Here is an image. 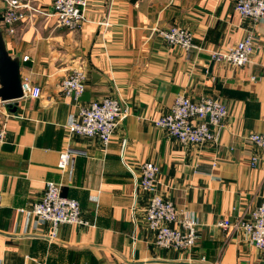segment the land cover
Returning a JSON list of instances; mask_svg holds the SVG:
<instances>
[{"label":"crops","instance_id":"obj_1","mask_svg":"<svg viewBox=\"0 0 264 264\" xmlns=\"http://www.w3.org/2000/svg\"><path fill=\"white\" fill-rule=\"evenodd\" d=\"M22 1L52 11L51 0ZM234 2L88 0L75 29L39 14L9 34L0 0L7 50L20 60L21 78L40 90L11 106L0 100V264H264V251L233 225L264 202V153L247 139L264 132V16L242 17ZM173 25L191 31L196 47L167 43L158 30ZM247 34L255 48L245 65L211 59V51ZM74 70L85 75L77 100L60 87ZM177 94H212L224 102L228 116L214 142L183 145L154 124ZM106 96L129 111L111 140L103 145L74 133L66 141L70 115ZM66 146L72 162L60 169ZM146 161L158 166L156 191L200 223L191 253L154 244L144 213L149 193L138 184ZM47 180L61 183V195L79 202L87 222L61 225L55 239L48 224L18 211L38 198Z\"/></svg>","mask_w":264,"mask_h":264},{"label":"built area","instance_id":"obj_2","mask_svg":"<svg viewBox=\"0 0 264 264\" xmlns=\"http://www.w3.org/2000/svg\"><path fill=\"white\" fill-rule=\"evenodd\" d=\"M4 3L2 22L9 34L15 32V24L20 21H33L36 15H52L58 26L75 29L85 20V9L88 0H51L52 11L31 5L22 0H1ZM234 8L242 17H249L254 21L264 16V0H235ZM106 25L107 21H100ZM161 37L171 45L183 49L195 48L192 42V32L177 25L168 29L158 30ZM255 48L254 37L250 34L223 49L210 52L211 59L226 61L236 66H243L249 60ZM28 56H23V60ZM84 72L74 70L63 77L60 87L64 95L77 100L85 90ZM22 97L36 98L40 94L37 86L27 79L21 78ZM10 102V101H9ZM7 103V102H5ZM129 114L118 100L111 96L99 100H91L79 107L76 114H71L66 127V141L74 133L96 136L106 145L117 125ZM228 113L224 102L212 94L202 95L193 99L184 94H177L171 107L154 120L157 127L166 129L176 137L180 143L198 144L214 142L220 135ZM4 127L0 126V139L3 137ZM251 144L257 146L264 153V132H252L247 135ZM125 139L122 140L123 150ZM72 151L66 146L60 151L57 166L65 169L72 162ZM123 159V158H122ZM251 166L257 164V157H249ZM125 166L130 165L123 159ZM141 178L139 185L149 193L148 202L144 208L145 218L149 229L154 233V244L161 248L179 250L191 253L198 243L199 221L188 211H180L173 201L164 198L156 191L155 180L158 166L152 161L140 165ZM61 183L47 180L38 198L30 201L27 206L20 207L19 212L33 214L39 222L50 227L49 239H55L59 227L63 224H87L81 218L79 202L74 198L61 195ZM2 191L0 190V205ZM134 208V204H133ZM229 221L221 225L227 226ZM234 226L240 228L245 237L257 248L264 251V202L256 205L244 219L237 220ZM159 264V263H148Z\"/></svg>","mask_w":264,"mask_h":264},{"label":"water","instance_id":"obj_3","mask_svg":"<svg viewBox=\"0 0 264 264\" xmlns=\"http://www.w3.org/2000/svg\"><path fill=\"white\" fill-rule=\"evenodd\" d=\"M20 60L7 50L0 31V100L9 102L22 97ZM11 106L10 103H7Z\"/></svg>","mask_w":264,"mask_h":264}]
</instances>
